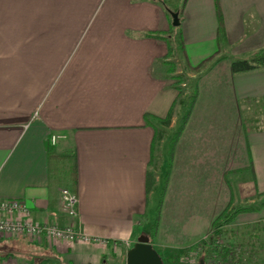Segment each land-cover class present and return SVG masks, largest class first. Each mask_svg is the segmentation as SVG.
Returning <instances> with one entry per match:
<instances>
[{"label":"crops","instance_id":"0c3cea01","mask_svg":"<svg viewBox=\"0 0 264 264\" xmlns=\"http://www.w3.org/2000/svg\"><path fill=\"white\" fill-rule=\"evenodd\" d=\"M179 18L173 28L150 0H0V198L23 200L39 222L107 240L3 238L2 258L126 264L127 251L149 234L143 221L165 174L167 134L144 117L163 118L177 97L166 63L188 68L212 55L199 73L187 71L198 97L150 242L167 258L191 248L231 203L252 208L235 222L264 221V126L249 121L245 129L244 115L251 102L264 106V68L234 74L230 66L264 48V0H186ZM158 31L165 34L151 35ZM64 188L78 197L75 218L63 208Z\"/></svg>","mask_w":264,"mask_h":264},{"label":"trees","instance_id":"16d2710c","mask_svg":"<svg viewBox=\"0 0 264 264\" xmlns=\"http://www.w3.org/2000/svg\"><path fill=\"white\" fill-rule=\"evenodd\" d=\"M185 2L186 0L179 1V4H178L179 7L177 11H175L177 12L178 18L183 11ZM180 20L181 19L179 18V21ZM163 34H165V32L158 31V32L151 33L152 36H155L158 38L162 37ZM214 57L215 56L212 55L211 57H208L204 59L203 61H201L200 63H198V65L188 66V68H190V70H192L195 73H199V71L206 68V66L211 62V60L214 59ZM166 64L169 66L168 73L172 74L173 72H175L176 69L174 68V64H172L171 62H167ZM230 66L234 74L248 73L250 71H256V70H260L264 68V48H261V50L254 52L248 58L236 57L235 59H232L230 61ZM175 77L177 76L173 75V79H175L173 86L177 90V93H176L177 97L175 98V101L171 104L170 110L163 118H159L153 115H150V116L145 115L144 119L147 125L149 126L152 125L154 127L155 126L154 122H157L158 124H163V123L167 124L170 122V118L174 110V105L176 102H178L179 97L182 96L181 90L179 88L180 84L182 83H180V81L177 80ZM197 97H198L197 88L194 87L192 92L189 93L188 95V102L185 106L186 108L183 114L179 117L178 119L179 121L176 127L173 129V131L171 132L172 133L171 136L167 140V146H168L167 157H166L167 163H166V168H165V174L163 176L162 183H161L162 185L159 189V196H158L159 199H158V202L155 208L156 214L152 221V225L150 227L149 234H148L150 241H153L156 238V232L159 226L158 220H159V216L161 212L160 207L164 199L163 196H164L166 186H167L166 183L170 175V168H171V164L173 161V154L177 146L176 144H177V141L180 135L182 134L184 127L186 126L188 122V117L193 110V107H194L193 105ZM250 125L251 123L245 120V129L246 128L249 129ZM261 126H264V122ZM154 134L155 135L153 138V142H155L159 138V133L156 129H155ZM153 181H154V174L152 172H148L146 175V182H145L146 192H149V190L153 187ZM251 210L252 208H249L246 206L241 207V206H237L231 203L227 206V208L221 214H219V216L215 219V221L212 224L209 238L201 242L202 245L206 244L207 246H210L213 250L212 255L208 256L212 258L211 262H209V259H207L208 257L207 258L205 257L206 255L202 257L205 264H209V263L210 264H245L242 256H235L236 249L234 248V245H231L230 243L229 244L228 243L223 244L222 242L219 243V240H220L221 235L223 234V229L225 227L230 226L232 222L235 220L234 218L238 214L251 211ZM193 248L194 247H191V248L176 252L170 255V257H168L167 260L171 262V264H180V262L182 261L181 259L185 257L187 253H190L191 250L195 251L197 249V248L195 249Z\"/></svg>","mask_w":264,"mask_h":264},{"label":"rangeland","instance_id":"374dc122","mask_svg":"<svg viewBox=\"0 0 264 264\" xmlns=\"http://www.w3.org/2000/svg\"><path fill=\"white\" fill-rule=\"evenodd\" d=\"M153 2L155 6L160 5L163 6L169 15L171 16L172 12H175V10L178 9V1L177 0H150ZM173 18L171 19V25L173 28L175 25L172 23ZM178 36H173V42L174 46L179 51V46L177 43ZM238 58H248L247 55L242 56H236ZM174 68L176 69L174 72V75L177 80L180 81V90L182 96L179 97L177 104L175 107L180 109L178 110V118L176 119V124L171 127L170 122L169 123H163V126L160 127V132L162 135H166L169 138L171 136V132L176 127L178 123L179 117L183 114L185 110V106L188 102V95L192 92V90L195 87L196 81L193 79V77H188L187 71L188 68L184 65V62H181V65L178 63H173ZM167 65V69H168ZM175 80V79H174ZM244 115L247 117V121L251 122L253 125H262L264 122V106L260 103H254L251 102L250 105L244 107ZM161 135V134H159ZM159 196V191L155 190L153 194L150 196V200L153 202L152 205L148 208V213L145 216V219L143 221V233L148 234L150 227L152 225V221L156 214V196ZM159 199V197H158ZM145 235V234H144ZM209 238V235L208 237ZM207 238L205 240H207ZM204 241V240H202ZM201 241V242H202ZM201 242L197 243L195 248H197L195 251H192L190 253H187L185 257H183L180 262V264H199V261L206 255L207 258L209 255H212V248L210 246H207L206 244L202 245ZM222 242L223 244H231L234 245V248L236 249L235 256H242L245 264H264V221L259 222L258 224H242L233 221L232 224L228 227H225L223 229V234L220 237L219 243ZM1 245V244H0ZM158 252V251H157ZM174 254V253H173ZM160 255V253H159ZM172 255V254H171ZM170 257V256H169ZM161 261L164 262V264H171L166 257V255H160ZM209 262L212 261L211 257H208ZM210 264V263H209Z\"/></svg>","mask_w":264,"mask_h":264},{"label":"built area","instance_id":"2783aa9c","mask_svg":"<svg viewBox=\"0 0 264 264\" xmlns=\"http://www.w3.org/2000/svg\"><path fill=\"white\" fill-rule=\"evenodd\" d=\"M57 136L52 135L50 141L54 144ZM61 202L67 215L77 217L78 197L70 189H61ZM24 236L31 241L47 239L62 243L83 242L105 245L106 239L89 235L78 230L71 224L59 226L39 222L31 215L29 204L21 199L0 198V240ZM0 264H16L11 258L0 256Z\"/></svg>","mask_w":264,"mask_h":264},{"label":"water","instance_id":"95a60500","mask_svg":"<svg viewBox=\"0 0 264 264\" xmlns=\"http://www.w3.org/2000/svg\"><path fill=\"white\" fill-rule=\"evenodd\" d=\"M173 25L178 26L180 21L177 12L171 13ZM126 264H164L159 253L152 247L149 236L140 235L133 246L127 251ZM199 264H205L201 259Z\"/></svg>","mask_w":264,"mask_h":264}]
</instances>
